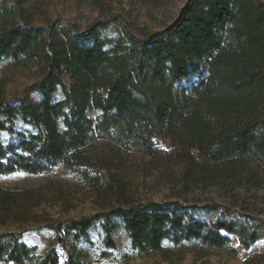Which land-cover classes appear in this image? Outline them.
Instances as JSON below:
<instances>
[{
  "label": "trees",
  "instance_id": "16d2710c",
  "mask_svg": "<svg viewBox=\"0 0 264 264\" xmlns=\"http://www.w3.org/2000/svg\"><path fill=\"white\" fill-rule=\"evenodd\" d=\"M107 29L95 22L79 31L29 0L0 1V66L37 78L20 97L0 93V178L45 177L32 187H0V225L33 223L53 235L41 250L22 231L0 232V264H103L118 231L132 251L165 261L185 246L201 257L234 256L229 236L249 249L264 236V212L250 224L220 204L202 207L220 213L202 217L187 202L144 201L125 167L141 154L147 171L177 168L183 185L232 193L262 183L264 0H186L161 30ZM155 138L171 147L158 148ZM81 189L98 211L66 220L37 212L70 203ZM81 243L96 260L75 253Z\"/></svg>",
  "mask_w": 264,
  "mask_h": 264
},
{
  "label": "rangeland",
  "instance_id": "374dc122",
  "mask_svg": "<svg viewBox=\"0 0 264 264\" xmlns=\"http://www.w3.org/2000/svg\"><path fill=\"white\" fill-rule=\"evenodd\" d=\"M1 1V0H0ZM30 4L42 6L52 20H64L79 31H84L95 22H106V34H115L126 26L133 28L158 31L171 24L178 12L184 7L186 0H159L149 3L146 0H29ZM37 78L29 72L12 67L0 66V93L8 100L20 97L25 89L35 84ZM57 98L61 97L58 93ZM34 99L39 96L34 94ZM1 139L5 136L2 134ZM158 148L169 149L168 139L155 138ZM148 159L141 154H133L126 164L127 176L132 180L139 198L144 201L161 202L179 200L197 207L194 209L198 216H217L219 212L206 213L204 206L220 204L230 208V214L238 222L253 224L252 218L258 219L264 212V177L258 187L238 189L232 193H225L216 186H194L178 183V169L172 168L166 174L145 169ZM54 174L65 176L62 168H57ZM44 176L14 173L0 178V187H32L41 183ZM68 204L71 207H68ZM99 206L95 198L86 190L76 192L70 203L48 202L41 205L37 212L46 214L53 220L78 219L98 211ZM222 217L227 218L224 214ZM2 231H22L23 239L28 244H36L41 250L50 247L53 240L52 233L40 229L33 223L22 226L17 224L0 225ZM236 254L229 256L222 251H205L200 256L198 247L185 246L174 248L169 260H163L159 254L145 255L134 252L130 248L128 238L123 232L114 235L117 248L103 264H264V236L249 249H243L235 236H229ZM70 249L73 250L71 244ZM90 253L91 261L96 260L97 253L87 244L76 246L75 253Z\"/></svg>",
  "mask_w": 264,
  "mask_h": 264
}]
</instances>
